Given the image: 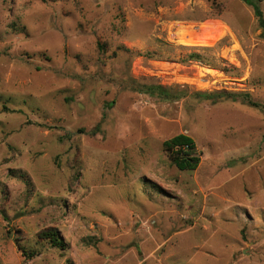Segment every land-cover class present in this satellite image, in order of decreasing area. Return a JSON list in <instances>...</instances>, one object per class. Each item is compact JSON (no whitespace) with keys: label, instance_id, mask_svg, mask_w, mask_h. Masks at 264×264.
<instances>
[{"label":"rangeland","instance_id":"374dc122","mask_svg":"<svg viewBox=\"0 0 264 264\" xmlns=\"http://www.w3.org/2000/svg\"><path fill=\"white\" fill-rule=\"evenodd\" d=\"M177 134L192 170L164 148ZM0 264H264V29L248 2L0 0Z\"/></svg>","mask_w":264,"mask_h":264},{"label":"trees","instance_id":"16d2710c","mask_svg":"<svg viewBox=\"0 0 264 264\" xmlns=\"http://www.w3.org/2000/svg\"><path fill=\"white\" fill-rule=\"evenodd\" d=\"M250 4L254 10L255 17L258 20L259 25L261 28L264 29V18L263 13L260 7L257 5L259 0L253 2L252 0H245ZM137 83H133L131 86L134 90L146 93L150 96H156L160 99H170L172 96L168 93V91L164 88H162L160 85L151 84V85H136ZM197 95H200L204 98H211V97H220V96H230L232 94H229L227 92H221L218 94H207V93H197ZM243 96H247V94H243ZM183 146H186V148H183ZM178 147V148H176ZM164 148L169 151V157L172 160V163L176 166L179 170H192L195 168L198 162V157L192 156V155H184L183 151H186L190 154V152L195 149L194 141L185 134H177L173 136L171 139L166 140L164 142ZM40 237L44 239H48L52 246L56 247H64V244L60 237L58 236L57 232L53 229H48L43 231L40 234ZM35 254L34 251H28L25 253L27 257H32Z\"/></svg>","mask_w":264,"mask_h":264},{"label":"bare ground","instance_id":"6f19581e","mask_svg":"<svg viewBox=\"0 0 264 264\" xmlns=\"http://www.w3.org/2000/svg\"><path fill=\"white\" fill-rule=\"evenodd\" d=\"M180 34H179V36H178V38H179V42L180 43H185V44H194V39L192 38V36L190 35V34H188V33H183V32H179ZM196 44V43H195Z\"/></svg>","mask_w":264,"mask_h":264}]
</instances>
